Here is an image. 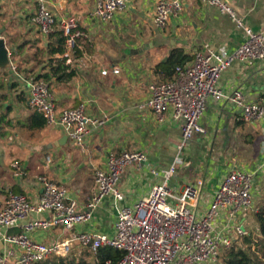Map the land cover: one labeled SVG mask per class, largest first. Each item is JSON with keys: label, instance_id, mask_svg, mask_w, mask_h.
<instances>
[{"label": "crops", "instance_id": "crops-1", "mask_svg": "<svg viewBox=\"0 0 264 264\" xmlns=\"http://www.w3.org/2000/svg\"><path fill=\"white\" fill-rule=\"evenodd\" d=\"M157 1L129 0L126 9L106 23L90 18L94 0H67L64 8L61 0L48 5L56 19L73 20L81 33L76 57L71 51L70 62H65L67 72L73 74L57 79L51 68L66 57L53 54L55 46L31 22L36 1L0 0V38L5 40L10 60L17 66L16 73L10 69L0 71V200L17 193L37 204L41 196L39 178L46 176L66 188L68 196L77 202L78 211L84 212L88 199L96 192L95 172L107 170L108 155L124 151L141 152L146 161L141 167H127L121 175L117 189L123 199L118 207L146 197L161 180L151 171L167 169L177 161L181 171L176 169L169 185L180 193L186 185L202 180L199 214L207 210L219 184L233 170L254 174L255 200L264 182V118L243 121L240 110L228 97L240 90L248 102L264 107V60L235 62L223 72L218 85L224 97L209 99L199 121L205 132L195 133L182 146V122L173 120L171 111L158 120L150 109L140 108L150 98L152 84L174 77L173 72H161L157 66L172 50L187 56L182 66L190 64L197 51L233 52L244 42L245 34L229 17L201 0H180L182 10L169 19L165 30H158L152 21ZM225 1L243 18L245 26L255 32L264 31V0ZM55 30L60 31L58 27ZM113 68L120 72L113 74ZM29 75L47 80L57 113L83 105L87 114L106 118L107 123L93 130L82 147H74L61 126H47L30 109L20 78ZM254 212L244 214L249 226L254 223ZM48 217L47 213L31 216ZM115 221L116 206L108 197L93 210L88 223L72 232L49 229L31 238L49 244L86 231L113 236ZM18 231L7 230L8 234ZM9 248L0 239V256ZM87 253L93 254L77 246L69 255Z\"/></svg>", "mask_w": 264, "mask_h": 264}, {"label": "built area", "instance_id": "built-area-1", "mask_svg": "<svg viewBox=\"0 0 264 264\" xmlns=\"http://www.w3.org/2000/svg\"><path fill=\"white\" fill-rule=\"evenodd\" d=\"M37 10L31 22L43 36L55 27L65 38L64 57L69 63L68 53L77 46L81 33L76 23L67 18L56 19L48 7L60 0H35ZM129 0H94L90 18L106 23L126 9ZM215 7L221 15L229 17L236 28L243 30L244 42L233 52L206 49L197 51L190 64L177 67L175 78L170 82L152 84L147 102L140 108L150 109L158 120L171 111L175 121H181L182 146L195 133H204L199 124L209 99L224 97L219 80L233 63H248L264 60V31L255 32L244 25L225 0H201ZM180 0H158L154 7L153 25L165 30L169 19L182 10ZM10 70L17 72L12 64ZM120 70L113 68L112 73ZM106 72H103L105 74ZM24 83L28 105L39 114L49 127L61 126L74 147H82L90 133L102 128L106 118H95L85 112L84 106L66 108L57 113L55 97L49 84L42 78L20 76ZM228 99L240 110L245 122H258L264 118V107L248 102L240 90H234ZM146 157L141 152L124 151L107 157V170L94 174L96 192L88 199L86 211L77 209V202L68 196V191L51 182L46 176L39 178L41 196L37 204H31L26 196L10 193L0 200V239L10 248L0 256V264H36L51 257L64 258L76 247L95 254L100 249H113L123 253L117 264H216L223 252L232 248L237 241L243 244L251 236L245 213L254 210V174L233 170L227 174L208 205L199 214L198 202L204 186L202 180L186 185L177 193L169 181L176 171V164L167 169L152 170L160 177L149 194L130 206L118 207L123 195L117 184L125 169L131 165L141 167ZM264 169V149L263 162ZM111 197L116 206L114 235L86 231L61 237L55 242L44 244L32 240L39 231L59 229L72 232L77 226L88 223L93 210ZM255 211V210H254ZM47 213L48 218H31L33 214ZM18 228L16 234L7 230ZM240 243V244H241ZM107 261L104 264H109Z\"/></svg>", "mask_w": 264, "mask_h": 264}, {"label": "trees", "instance_id": "trees-1", "mask_svg": "<svg viewBox=\"0 0 264 264\" xmlns=\"http://www.w3.org/2000/svg\"><path fill=\"white\" fill-rule=\"evenodd\" d=\"M47 40L55 46L52 49L53 54H64L65 52V38L61 31L55 30L48 34ZM73 57L77 55V48L72 50ZM67 58H63L56 66L51 68V71L56 75L57 79L64 77H71L73 72H67L68 65H65ZM187 61L180 50H172L168 58L157 66L161 72H173L174 77L168 82L174 80L175 69L181 67ZM42 78V77H40ZM44 79L46 82L47 80ZM42 121L45 123L44 119ZM261 196L256 200L255 212L253 219L257 226V238L252 239L250 236L245 238L242 246H233L229 250L223 252L221 264H264V185L259 189L258 195ZM123 258V253L113 249H100L94 255L87 253L86 256L69 255L64 258L51 257L46 261L38 262L36 264H104L109 261V264H117Z\"/></svg>", "mask_w": 264, "mask_h": 264}, {"label": "water", "instance_id": "water-1", "mask_svg": "<svg viewBox=\"0 0 264 264\" xmlns=\"http://www.w3.org/2000/svg\"><path fill=\"white\" fill-rule=\"evenodd\" d=\"M67 0H61L60 6L62 8L65 7V3ZM11 67V60L9 51L6 48L5 40L3 38H0V71L4 69H10Z\"/></svg>", "mask_w": 264, "mask_h": 264}, {"label": "rangeland", "instance_id": "rangeland-1", "mask_svg": "<svg viewBox=\"0 0 264 264\" xmlns=\"http://www.w3.org/2000/svg\"><path fill=\"white\" fill-rule=\"evenodd\" d=\"M54 15V14H53ZM54 17H55V15H54ZM178 165V164H177ZM177 167V166H176ZM179 172L181 171L178 167L176 168ZM263 185H264V182L262 183V185H261V187H260V190H261V188L263 187ZM259 196H261V193L258 195V194H256V197H255V200H254V198H253V206H254V208H255V206H256V200L259 198ZM252 212L254 211V210H251ZM248 229V231H249V233L251 234V238L252 239H254V238H257L256 237V235L258 234V230H257V226H256V224H255V222L253 223L252 222V225L250 224V226L247 228ZM241 242L240 241H237V243L234 245V246H242L241 244H240ZM222 257H223V254H222V256L220 257V259L216 262V264H221V261H222Z\"/></svg>", "mask_w": 264, "mask_h": 264}]
</instances>
